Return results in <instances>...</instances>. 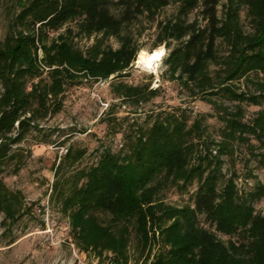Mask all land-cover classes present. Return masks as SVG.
Instances as JSON below:
<instances>
[{"label": "trees", "instance_id": "trees-1", "mask_svg": "<svg viewBox=\"0 0 264 264\" xmlns=\"http://www.w3.org/2000/svg\"><path fill=\"white\" fill-rule=\"evenodd\" d=\"M169 1L18 0L13 23L27 33L10 28L0 42V164L6 158V144L18 140L9 137L14 130L23 135L36 118L58 113L65 86L78 76L95 82L123 77L139 51L130 38L121 35L123 28L138 14L153 18ZM172 1L178 6L177 16L159 24L157 41L168 50L165 64L170 77L201 93L214 95L220 90L238 102L258 105V97L264 99V82L257 78L264 75V0H226L222 20L217 16L222 0ZM117 5L121 7L119 16L111 12ZM240 5L246 8L250 34L242 32ZM198 7L202 27L197 21L186 20ZM73 21L84 36L100 35L86 55L61 36L49 43L43 41L47 32H56ZM109 37L118 40V48L103 45V39ZM217 40L227 47L221 58L216 54ZM170 42L174 46L170 47ZM214 62H219L222 77L218 87H214L209 72ZM42 69L47 71L48 80L27 87V79L38 78ZM251 74L255 80L249 78ZM244 77L258 96L246 97L233 89L232 83ZM114 90L119 97H141L137 87L117 84ZM242 115L239 106L227 114L224 139H241L247 132L264 146V109L248 124L242 122ZM185 127L184 121L176 119L155 121L149 129L139 130L125 154L105 151L95 166L79 173L84 183L71 191L63 205L69 209L71 232L82 251L109 252L114 264H125L132 231L142 248L156 240L155 234L162 243L165 250L153 264H264V216L253 208L264 188L259 185L253 193L239 194L231 176L219 189L216 150L200 156L193 142L200 122ZM224 149L221 142L218 153ZM257 157L264 168V154ZM193 180L192 208L171 207L155 200L164 185L186 188ZM2 184L0 181V212L5 220L16 221L15 200ZM98 213L108 216L110 225H102ZM198 216L214 226L216 233L240 239L222 243L199 225Z\"/></svg>", "mask_w": 264, "mask_h": 264}, {"label": "rangeland", "instance_id": "rangeland-1", "mask_svg": "<svg viewBox=\"0 0 264 264\" xmlns=\"http://www.w3.org/2000/svg\"><path fill=\"white\" fill-rule=\"evenodd\" d=\"M17 2L0 0V42L10 28L15 33H27L13 23L19 10ZM225 5L226 0H222L217 7L220 20L224 17ZM177 7L170 0L153 18L146 13L136 14L123 28L121 35L133 41L139 50L137 54L140 51L152 53L161 46L166 49L164 44L157 42L159 24L175 19ZM239 7L238 18L242 32L250 34L252 28L246 8L242 5ZM120 10L118 5L111 8L115 16L120 15ZM186 20L197 21L202 27L204 22L200 16V7L189 13ZM46 34L44 43L61 36L83 55L100 38V35L86 37L81 34L76 21ZM216 44V54L221 58L227 53V47L220 40ZM103 45L116 49L119 42L109 37L103 39ZM172 46L174 43L170 42ZM37 53L38 59H41V50ZM165 60L157 70L155 65L159 63L158 60L150 68L138 64L136 55L123 77H110L106 81L95 82L78 76L73 84L65 86L60 96L61 109L58 113L36 118L23 135L18 136V131L14 130L9 136L12 141L18 140L6 144V158L0 164V181L15 200L17 218L12 222L5 220L3 212H0V264H114L109 252L97 254L93 250L80 249L71 232L70 212L63 205L64 199L76 186L83 185L84 179L79 180V173L95 166L103 152L125 154L129 141L138 135L139 130L149 129L155 121H184L185 130L193 122H200L199 131H194L193 142L197 143L200 156L216 150L220 161L219 189L231 176L234 177L239 194L253 193L259 185L264 188V168L257 157L264 154V146L247 132L241 139H224L227 114L239 106L243 111L242 122L250 123L255 114L264 109L262 96L258 97V105H253L247 101L233 100L220 90L214 92V95L198 92L191 86L182 85V81L171 78L166 71ZM218 64L214 62L209 67L214 87H218L222 79ZM249 78L255 80V75L251 74ZM257 78L264 82V75L259 74ZM38 80H48L45 69H42L38 78H28L27 87ZM117 84L140 88L141 97L117 96L114 90ZM232 87L246 97L260 94L245 77L234 81ZM150 92L154 94L150 95ZM221 142L225 149L218 153ZM72 156L78 159L73 160ZM195 191L196 180L186 188L180 184H166L155 200L171 207L192 208ZM253 208L256 214L264 216V195L253 202ZM97 217L102 225H110L108 216L98 213ZM198 223L224 244L240 239L235 235L228 237L216 233L214 226L203 216H198ZM155 237V241L151 240L146 248H142L130 231L125 264H153L155 257L165 250L156 234Z\"/></svg>", "mask_w": 264, "mask_h": 264}, {"label": "bare ground", "instance_id": "bare-ground-1", "mask_svg": "<svg viewBox=\"0 0 264 264\" xmlns=\"http://www.w3.org/2000/svg\"><path fill=\"white\" fill-rule=\"evenodd\" d=\"M156 51L152 52V53H148L146 54L145 52H139L137 54V63L140 65H144L146 67H150L153 65L154 62H156L157 60H153L152 57L154 55H156Z\"/></svg>", "mask_w": 264, "mask_h": 264}, {"label": "clouds", "instance_id": "clouds-1", "mask_svg": "<svg viewBox=\"0 0 264 264\" xmlns=\"http://www.w3.org/2000/svg\"><path fill=\"white\" fill-rule=\"evenodd\" d=\"M156 53L157 54L154 55L152 57V59L159 61V63L155 65V68L158 70L160 68V66L162 65V63H163V59H165L167 57V54L168 53H167V50L163 46H161L160 48H158L156 50ZM150 68H151V66H150Z\"/></svg>", "mask_w": 264, "mask_h": 264}]
</instances>
